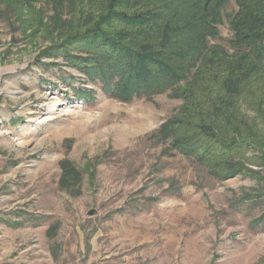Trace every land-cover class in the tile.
<instances>
[{
	"label": "rangeland",
	"instance_id": "rangeland-1",
	"mask_svg": "<svg viewBox=\"0 0 264 264\" xmlns=\"http://www.w3.org/2000/svg\"><path fill=\"white\" fill-rule=\"evenodd\" d=\"M10 1L0 0V264H264V151L245 147L244 170L216 177L156 136L182 101L118 99L86 45L40 32L46 0L18 11ZM255 92L260 101L241 105L264 133L263 81ZM64 159L82 175L78 196L59 187Z\"/></svg>",
	"mask_w": 264,
	"mask_h": 264
},
{
	"label": "trees",
	"instance_id": "trees-1",
	"mask_svg": "<svg viewBox=\"0 0 264 264\" xmlns=\"http://www.w3.org/2000/svg\"><path fill=\"white\" fill-rule=\"evenodd\" d=\"M46 2L53 14L45 25L38 17L40 32L66 45H86L118 99L167 94L182 101L156 131L157 137L173 140L180 154L226 179L244 170L245 147L264 151V133L249 124L241 105L247 96L253 104L260 101L255 89L264 82V0ZM9 3L18 11L15 5L22 0ZM225 25L227 38L221 33ZM220 163L222 175L216 171ZM60 168V189L78 196L80 171L69 159Z\"/></svg>",
	"mask_w": 264,
	"mask_h": 264
}]
</instances>
